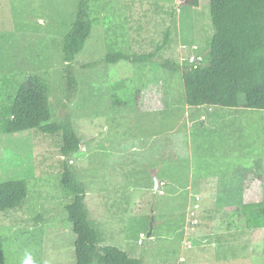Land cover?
<instances>
[{"label":"rangeland","instance_id":"1","mask_svg":"<svg viewBox=\"0 0 264 264\" xmlns=\"http://www.w3.org/2000/svg\"><path fill=\"white\" fill-rule=\"evenodd\" d=\"M80 1L0 0V108L24 74L48 81L50 123L69 114L81 140L68 160L98 245L144 264H264V229L247 226L264 205V110L220 109L214 126H191L182 71L158 65L208 52L210 0H93L96 25L72 64L70 91L63 46ZM168 28L156 63H101L109 53L154 51ZM62 145L61 133L0 134V183L28 184L21 206L0 211V264H77ZM155 178L170 183L155 190ZM192 213L201 225L187 234Z\"/></svg>","mask_w":264,"mask_h":264},{"label":"trees","instance_id":"2","mask_svg":"<svg viewBox=\"0 0 264 264\" xmlns=\"http://www.w3.org/2000/svg\"><path fill=\"white\" fill-rule=\"evenodd\" d=\"M93 0L79 2L72 29L64 39L63 54L66 63L68 88L75 91L78 82L72 64L84 51L91 39L97 19L91 13ZM188 5L198 7L199 1ZM210 19L214 29L208 52L196 66L181 58V63L169 60L158 62L163 69L182 71L187 105L221 109L264 110V0H210ZM172 28H168L154 51L147 54L109 53L101 63L133 64L156 63L170 43ZM50 85L33 73L23 75L16 94L0 108V134H14L38 129L45 134H62L61 152L66 160L63 175L64 187L75 193L74 201L66 207L68 219L76 235L77 264H144L131 258L127 252L111 246H100L99 234L90 224L86 204L87 192L72 170L68 160L81 149L69 114L60 123L51 124ZM115 99L113 105H122ZM260 167V165H257ZM165 188L168 186L160 181ZM28 198L25 180L0 183V211L14 210ZM248 227L264 229V205L252 210ZM252 218L254 222H252ZM39 223L42 222L38 220Z\"/></svg>","mask_w":264,"mask_h":264},{"label":"crops","instance_id":"3","mask_svg":"<svg viewBox=\"0 0 264 264\" xmlns=\"http://www.w3.org/2000/svg\"><path fill=\"white\" fill-rule=\"evenodd\" d=\"M220 109L221 108H214V107H207V106H202V107H190L189 106V109H187L186 114L187 115H190V117H191L190 118V125L191 126L192 125H195V124L205 125V122H207L209 119H211L212 122L209 125L212 127V126H214L216 124V122L218 120H220L221 118H223V115H222V112H220ZM199 110H202V111H200L201 112V116H198ZM205 128L206 127H202L201 129H203V131H204ZM162 182H165V183H168V184L170 183V182H168L166 180L165 181L163 180ZM202 188H203L204 191H200L201 193H199V194H202L205 197L206 196L212 197L211 193H209V191H207V189L204 188V186H202ZM204 196H202V197L204 198ZM152 237H153V235H152ZM188 248H192V246L191 247H188ZM182 260L184 261V259H182Z\"/></svg>","mask_w":264,"mask_h":264},{"label":"built area","instance_id":"4","mask_svg":"<svg viewBox=\"0 0 264 264\" xmlns=\"http://www.w3.org/2000/svg\"><path fill=\"white\" fill-rule=\"evenodd\" d=\"M202 59V57H199L198 58V54L197 53H195V55H188L187 57H185L184 58V61L185 62H188L190 65H193V66H196L197 65V63L200 61ZM161 186H164V184L162 183L161 184ZM161 193H163L162 191H161ZM197 201H199L200 200V198L199 197H197V199H196ZM196 206V208H198V204H196L195 205ZM195 208V207H194ZM192 219H193V213H192ZM191 219V220H192ZM190 220V225L192 226L191 228H190V225H189V229H188V233L187 234H189V232H191V230L192 231H196V229H197V227L200 225V222L199 221H196L195 219H193L192 221ZM189 243L190 242H187V246L188 247H191V245H189Z\"/></svg>","mask_w":264,"mask_h":264},{"label":"water","instance_id":"5","mask_svg":"<svg viewBox=\"0 0 264 264\" xmlns=\"http://www.w3.org/2000/svg\"><path fill=\"white\" fill-rule=\"evenodd\" d=\"M155 190H158L159 188V180L157 178H155ZM153 235V228L151 229V231L147 234V238H151Z\"/></svg>","mask_w":264,"mask_h":264},{"label":"clouds","instance_id":"6","mask_svg":"<svg viewBox=\"0 0 264 264\" xmlns=\"http://www.w3.org/2000/svg\"><path fill=\"white\" fill-rule=\"evenodd\" d=\"M73 161H71V163H72ZM160 184V183H159ZM201 225V224H200Z\"/></svg>","mask_w":264,"mask_h":264}]
</instances>
